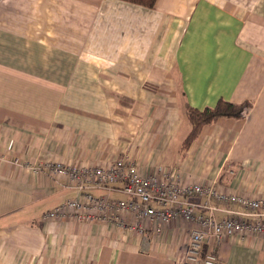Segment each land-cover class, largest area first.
<instances>
[{
	"label": "crops",
	"instance_id": "crops-1",
	"mask_svg": "<svg viewBox=\"0 0 264 264\" xmlns=\"http://www.w3.org/2000/svg\"><path fill=\"white\" fill-rule=\"evenodd\" d=\"M220 99L251 107L202 126L183 149L186 107ZM124 155L143 174L164 166L183 184L264 198V0H0V264H184L189 222L159 233L144 222L139 234L44 218L76 191L23 166ZM216 205L217 218L243 210ZM215 254L264 264V237L232 236Z\"/></svg>",
	"mask_w": 264,
	"mask_h": 264
},
{
	"label": "built area",
	"instance_id": "built-area-1",
	"mask_svg": "<svg viewBox=\"0 0 264 264\" xmlns=\"http://www.w3.org/2000/svg\"><path fill=\"white\" fill-rule=\"evenodd\" d=\"M0 159L5 158L0 156ZM12 162L23 165L17 158ZM23 166L33 173L44 168L52 177L65 176L76 191L75 198L47 211L44 218L99 222L139 234L145 231L144 222L151 223L158 233L161 225L175 219L189 222L192 228L184 264H222L215 249L225 239L235 235L264 237V198L226 193L212 185L183 184L178 172L164 166L143 174L128 155L116 158L107 166H75L55 161ZM99 189H118L127 198L114 199L91 191ZM195 198L200 202L192 200ZM216 203L238 204L243 210H229L227 216L217 218L215 212L222 209ZM210 242L213 248L206 250L204 246Z\"/></svg>",
	"mask_w": 264,
	"mask_h": 264
},
{
	"label": "trees",
	"instance_id": "trees-1",
	"mask_svg": "<svg viewBox=\"0 0 264 264\" xmlns=\"http://www.w3.org/2000/svg\"><path fill=\"white\" fill-rule=\"evenodd\" d=\"M134 3L152 6L155 0H128ZM251 107L248 101L242 103H233L224 99H220L217 103L210 107L206 106L203 109L186 107V118L190 124V129L182 143V148L186 149L198 135L202 126L214 122L221 117H229L240 119Z\"/></svg>",
	"mask_w": 264,
	"mask_h": 264
}]
</instances>
